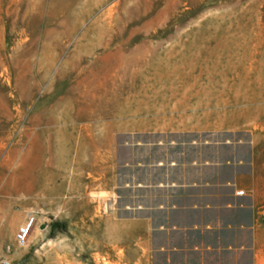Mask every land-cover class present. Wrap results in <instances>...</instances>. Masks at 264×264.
I'll return each mask as SVG.
<instances>
[{
	"label": "rangeland",
	"instance_id": "374dc122",
	"mask_svg": "<svg viewBox=\"0 0 264 264\" xmlns=\"http://www.w3.org/2000/svg\"><path fill=\"white\" fill-rule=\"evenodd\" d=\"M181 126L245 130L264 161V0H0V258L133 264L101 194L117 143Z\"/></svg>",
	"mask_w": 264,
	"mask_h": 264
},
{
	"label": "crops",
	"instance_id": "0c3cea01",
	"mask_svg": "<svg viewBox=\"0 0 264 264\" xmlns=\"http://www.w3.org/2000/svg\"><path fill=\"white\" fill-rule=\"evenodd\" d=\"M114 157L101 194L132 229L133 264H264V161L247 131L141 129Z\"/></svg>",
	"mask_w": 264,
	"mask_h": 264
},
{
	"label": "built area",
	"instance_id": "2783aa9c",
	"mask_svg": "<svg viewBox=\"0 0 264 264\" xmlns=\"http://www.w3.org/2000/svg\"><path fill=\"white\" fill-rule=\"evenodd\" d=\"M241 193V192H240ZM34 221V216L29 214L27 220L22 224L15 235V245L17 248H24L27 246L29 233ZM11 249L7 248V254H10ZM0 264H12V262L6 257L0 258Z\"/></svg>",
	"mask_w": 264,
	"mask_h": 264
},
{
	"label": "bare ground",
	"instance_id": "6f19581e",
	"mask_svg": "<svg viewBox=\"0 0 264 264\" xmlns=\"http://www.w3.org/2000/svg\"><path fill=\"white\" fill-rule=\"evenodd\" d=\"M21 160H22V158H20ZM32 160V159H31ZM28 161V158L26 159V162ZM30 163V162H29ZM23 164L25 165V163L23 162ZM28 163H26V165H27ZM35 166V165H34ZM34 166H32V167H34ZM17 167V169H18V166H16ZM22 167V166H21ZM24 167V169H25V166H23ZM27 168V167H26ZM32 169V168H31ZM30 169V170H31ZM25 172V171H24ZM27 173V172H26ZM33 176V175H32ZM31 177V176H30ZM34 177V176H33ZM22 178V177H21ZM30 180V179H29ZM18 181V180H17ZM20 181V180H19ZM14 182V181H13ZM20 182H22V181H20ZM23 182H24V180H23ZM22 182V183H23ZM30 182V181H29ZM16 183V182H15ZM17 183H19V182H17ZM9 184H11V183H9ZM14 184V183H13ZM15 185V184H14ZM20 185V184H19ZM27 184H25V186H26ZM16 186H17V184H16ZM7 187V186H6ZM8 187H10V186H8ZM15 187V186H14ZM19 186H17V188H18ZM17 188H15V189H17ZM28 188V187H27ZM27 188H26V190H27ZM32 188V187H31ZM12 189H13V187H12ZM25 189V188H24ZM29 189H30V186H29ZM29 189L27 190V191H29ZM3 190V189H2ZM20 190V189H19ZM23 190V189H22ZM16 191V190H15ZM19 192V191H18ZM17 192V193H18ZM100 198H102V197H100Z\"/></svg>",
	"mask_w": 264,
	"mask_h": 264
}]
</instances>
